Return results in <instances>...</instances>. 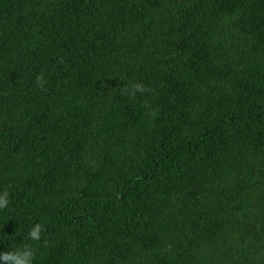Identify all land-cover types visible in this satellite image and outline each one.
Wrapping results in <instances>:
<instances>
[{
    "label": "trees",
    "instance_id": "obj_1",
    "mask_svg": "<svg viewBox=\"0 0 264 264\" xmlns=\"http://www.w3.org/2000/svg\"><path fill=\"white\" fill-rule=\"evenodd\" d=\"M5 192L32 264H264V0H0Z\"/></svg>",
    "mask_w": 264,
    "mask_h": 264
},
{
    "label": "clouds",
    "instance_id": "obj_2",
    "mask_svg": "<svg viewBox=\"0 0 264 264\" xmlns=\"http://www.w3.org/2000/svg\"><path fill=\"white\" fill-rule=\"evenodd\" d=\"M43 80V76L37 77V83L39 84ZM134 92H144L146 91L145 86L142 84L133 85ZM127 94V89L124 90ZM134 94V93H133ZM9 204L8 193L5 192L3 196H0V210L7 209ZM42 225H35L28 233L29 238L32 240L39 241L41 239ZM47 242L45 241V244ZM35 258V251L29 247L25 246L23 251L16 252H5L0 254V260L5 261V264H32Z\"/></svg>",
    "mask_w": 264,
    "mask_h": 264
}]
</instances>
